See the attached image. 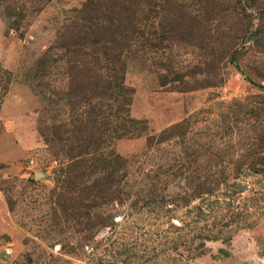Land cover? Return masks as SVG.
I'll use <instances>...</instances> for the list:
<instances>
[{"label":"rangeland","instance_id":"obj_1","mask_svg":"<svg viewBox=\"0 0 264 264\" xmlns=\"http://www.w3.org/2000/svg\"><path fill=\"white\" fill-rule=\"evenodd\" d=\"M0 264H264V0H0Z\"/></svg>","mask_w":264,"mask_h":264}]
</instances>
